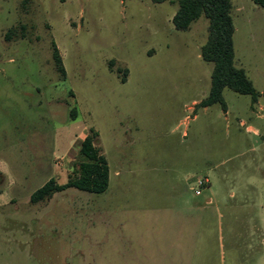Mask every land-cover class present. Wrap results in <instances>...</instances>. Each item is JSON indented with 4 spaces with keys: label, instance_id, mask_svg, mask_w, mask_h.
Listing matches in <instances>:
<instances>
[{
    "label": "rangeland",
    "instance_id": "1",
    "mask_svg": "<svg viewBox=\"0 0 264 264\" xmlns=\"http://www.w3.org/2000/svg\"><path fill=\"white\" fill-rule=\"evenodd\" d=\"M21 2L0 0V264H264V8L232 0L236 66L259 98L225 89L223 110L200 106L214 68L205 17L181 32L177 3ZM19 24L27 37L7 41ZM91 129L108 191L32 205L86 161Z\"/></svg>",
    "mask_w": 264,
    "mask_h": 264
},
{
    "label": "trees",
    "instance_id": "2",
    "mask_svg": "<svg viewBox=\"0 0 264 264\" xmlns=\"http://www.w3.org/2000/svg\"><path fill=\"white\" fill-rule=\"evenodd\" d=\"M154 4L166 2L177 3L179 8L173 17L172 23L177 31H189L192 24L205 17L208 22V40L201 49V58L208 63L214 64L211 76V88L208 97L200 104L207 108L219 104L223 110L227 105L223 96L224 90L229 89L235 93L250 96L252 102H256L259 93L244 69L236 66L234 47L235 25L232 17V0H151ZM256 6L264 8V0H251ZM30 0H22L21 9L27 10ZM27 26L19 24L7 31L5 38L11 42L25 39ZM52 59L56 72L62 81L67 79V71L59 48L52 42ZM114 61L110 62V70H113ZM122 74L121 82H127L128 69L118 68L116 71ZM77 110L72 109L71 119L76 120ZM99 134L94 129L86 137L79 141L80 154L86 159L85 162L75 165L74 176L65 184H59L54 178L37 189L30 198L32 205H38L50 201L56 194L69 189L102 195L110 186V167L101 147L96 145ZM1 174V173H0ZM1 194V192H0Z\"/></svg>",
    "mask_w": 264,
    "mask_h": 264
},
{
    "label": "built area",
    "instance_id": "3",
    "mask_svg": "<svg viewBox=\"0 0 264 264\" xmlns=\"http://www.w3.org/2000/svg\"><path fill=\"white\" fill-rule=\"evenodd\" d=\"M208 182V178L206 177L197 180V182L195 183V187L193 188V191L197 196L201 195L202 188H204V186L207 185Z\"/></svg>",
    "mask_w": 264,
    "mask_h": 264
},
{
    "label": "crops",
    "instance_id": "4",
    "mask_svg": "<svg viewBox=\"0 0 264 264\" xmlns=\"http://www.w3.org/2000/svg\"><path fill=\"white\" fill-rule=\"evenodd\" d=\"M85 137H86V136H85ZM83 139H84V138H83ZM83 139H82V140H83Z\"/></svg>",
    "mask_w": 264,
    "mask_h": 264
}]
</instances>
